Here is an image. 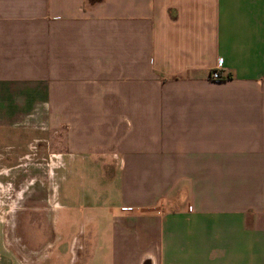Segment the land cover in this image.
<instances>
[{
    "label": "crops",
    "instance_id": "crops-1",
    "mask_svg": "<svg viewBox=\"0 0 264 264\" xmlns=\"http://www.w3.org/2000/svg\"><path fill=\"white\" fill-rule=\"evenodd\" d=\"M13 127L110 179L81 264H264V0H0Z\"/></svg>",
    "mask_w": 264,
    "mask_h": 264
},
{
    "label": "rangeland",
    "instance_id": "rangeland-1",
    "mask_svg": "<svg viewBox=\"0 0 264 264\" xmlns=\"http://www.w3.org/2000/svg\"><path fill=\"white\" fill-rule=\"evenodd\" d=\"M3 100L6 103L7 98ZM7 116L19 122L25 117ZM44 133L25 127L0 129V236H6L7 244L17 239L21 247L17 258L9 252V264H22L21 256L27 264H81L80 246L93 245L85 243L97 229L90 218L99 214L95 204L100 195L110 194V179H100L98 169L89 164L88 172L80 171L78 166L84 163L78 160L62 181L60 159L49 160L60 147L41 138ZM106 202L101 207L107 209L100 210L104 217L113 208L112 202ZM32 211L41 217L30 220L28 214ZM0 255L6 257L1 248Z\"/></svg>",
    "mask_w": 264,
    "mask_h": 264
},
{
    "label": "built area",
    "instance_id": "built-area-1",
    "mask_svg": "<svg viewBox=\"0 0 264 264\" xmlns=\"http://www.w3.org/2000/svg\"><path fill=\"white\" fill-rule=\"evenodd\" d=\"M211 78L214 80L220 79V75L217 72L212 73Z\"/></svg>",
    "mask_w": 264,
    "mask_h": 264
},
{
    "label": "flooded vegetation",
    "instance_id": "flooded-vegetation-1",
    "mask_svg": "<svg viewBox=\"0 0 264 264\" xmlns=\"http://www.w3.org/2000/svg\"><path fill=\"white\" fill-rule=\"evenodd\" d=\"M27 213V212H26ZM28 217L30 218V220H32V219H39L41 216H39V217H37V215H33V214H28Z\"/></svg>",
    "mask_w": 264,
    "mask_h": 264
},
{
    "label": "trees",
    "instance_id": "trees-1",
    "mask_svg": "<svg viewBox=\"0 0 264 264\" xmlns=\"http://www.w3.org/2000/svg\"><path fill=\"white\" fill-rule=\"evenodd\" d=\"M144 264H148V262H145Z\"/></svg>",
    "mask_w": 264,
    "mask_h": 264
}]
</instances>
